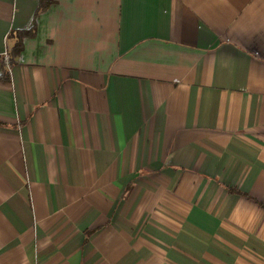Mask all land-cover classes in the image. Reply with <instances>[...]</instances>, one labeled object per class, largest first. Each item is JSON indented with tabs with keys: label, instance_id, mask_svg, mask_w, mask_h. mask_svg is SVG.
<instances>
[{
	"label": "crops",
	"instance_id": "obj_1",
	"mask_svg": "<svg viewBox=\"0 0 264 264\" xmlns=\"http://www.w3.org/2000/svg\"><path fill=\"white\" fill-rule=\"evenodd\" d=\"M0 0V264H264V0Z\"/></svg>",
	"mask_w": 264,
	"mask_h": 264
},
{
	"label": "trees",
	"instance_id": "obj_2",
	"mask_svg": "<svg viewBox=\"0 0 264 264\" xmlns=\"http://www.w3.org/2000/svg\"><path fill=\"white\" fill-rule=\"evenodd\" d=\"M53 3V0H38V5L36 9V13L40 11L46 10L51 4ZM33 30L24 31V32H10L7 34L6 39H10L12 37H15V43L13 44L10 51H6L7 56V63L4 64V61H2V72L0 75V80H7L8 78V70L6 69L7 66H10L12 64V59L16 57L20 51H21V39L24 37H30L32 35Z\"/></svg>",
	"mask_w": 264,
	"mask_h": 264
},
{
	"label": "built area",
	"instance_id": "obj_3",
	"mask_svg": "<svg viewBox=\"0 0 264 264\" xmlns=\"http://www.w3.org/2000/svg\"><path fill=\"white\" fill-rule=\"evenodd\" d=\"M4 57H6L5 53H3Z\"/></svg>",
	"mask_w": 264,
	"mask_h": 264
}]
</instances>
